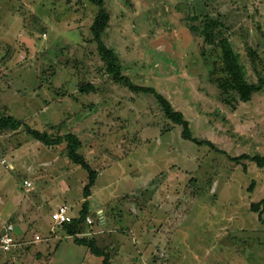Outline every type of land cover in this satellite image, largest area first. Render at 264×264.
Listing matches in <instances>:
<instances>
[{
    "label": "rangeland",
    "instance_id": "1",
    "mask_svg": "<svg viewBox=\"0 0 264 264\" xmlns=\"http://www.w3.org/2000/svg\"><path fill=\"white\" fill-rule=\"evenodd\" d=\"M104 1L110 20L101 40L117 53L122 73L162 93L189 121L193 135L215 147L182 138L181 126L164 116L152 93L131 91L111 79L91 40L96 5L0 0V112L49 133L74 132L91 166L98 173L107 169L97 177L90 198L84 197L86 172L63 158L64 143L47 147L21 128L0 133V157L13 162L12 169L0 163L5 173L1 190L10 194L15 187L22 192V186H36V196L48 199L51 207L66 203L73 217L85 199L90 210L116 195L123 209L135 208L136 202L143 218V225L133 226L136 234L124 226L101 231L100 213L89 211L92 222L85 217L81 235L97 240L101 232L133 238L139 233L142 240L133 245L145 246L147 260L165 251L164 259L152 260L155 264H264V221L249 207L264 199V167L230 159L264 154V89L249 87L256 78L246 57L248 47L255 49L264 74V0ZM197 13H211L222 23L247 64L249 86L234 87L223 75L210 81L220 64L218 50L201 35ZM88 84L94 89H79ZM51 161L58 171L42 166H52ZM33 163L43 167L38 175L28 173ZM12 207L0 198L4 215L17 210ZM42 212V202L29 205L28 233L42 237L32 250L47 252L51 214ZM152 234L156 244L149 251L143 237ZM108 242L116 253L127 248L113 238ZM69 246L80 253L86 249L63 237L48 264H102L94 255L82 261ZM22 255H17L20 264H40L33 253L27 261Z\"/></svg>",
    "mask_w": 264,
    "mask_h": 264
},
{
    "label": "trees",
    "instance_id": "2",
    "mask_svg": "<svg viewBox=\"0 0 264 264\" xmlns=\"http://www.w3.org/2000/svg\"><path fill=\"white\" fill-rule=\"evenodd\" d=\"M89 3L94 4L97 6V12L93 17L92 24H91V33L92 38L96 45H97V51L100 55L102 61L105 65V70L107 74L111 77V79L119 83L121 85L126 86L131 91H143V92H149L152 93L156 99V102L161 109L164 116L169 119L174 124H177L181 126V137L185 140H189L191 142H194L195 144H209L211 147H215L210 141L208 140H201L197 139L193 133L190 130L189 127V121L185 118V116L182 114L181 111L176 110L171 102L160 92L155 90L153 87L150 86H143L134 83L128 75H125L122 73V65L119 61V57L115 50L108 46L106 43H104L101 40L102 34L106 30L109 20H110V13L105 8V1L104 0H87ZM195 18H199L201 20V29L200 33L204 36L205 42L208 44L216 47L218 50V58H219V66L216 67V64L214 66V70L211 71L210 75V81L215 82L216 80L220 79L221 77H226L227 84H230L234 87L238 86H249V79H248V67L246 62L242 61L240 53L234 49V47L231 44V41L229 37L226 34V31L223 28L222 23L217 19V17H214L211 15V13H197L195 14ZM45 26H42L43 29H46ZM198 29V28H197ZM246 57L248 59L249 66L251 68L252 73L255 75V83L251 84L249 87L251 88H258L264 89V74L263 69L260 68V56L257 53L255 49L252 47H248L246 50ZM214 75H218L214 76ZM223 75V76H221ZM81 91H90L93 90L94 87L92 84L88 85H82L79 88ZM23 128V131L29 135L33 140L40 142L41 144L47 146V147H55L62 143H64V149H63V156H65L69 161L72 163L79 165L84 171L86 172V181L83 185V196L87 197L90 195L92 186L94 185L96 178L98 176V170L96 168H93L91 164L86 160L84 154L80 152V149L82 148L83 142L78 137L77 134H75L72 131H68L62 134H53L49 133L45 130H39L37 128H34L27 124L26 122H23V120L18 119L12 114H4L0 112V133H8V132H14L19 129ZM230 159L237 163H244L243 160H248L250 162H253L257 167L263 168L264 167V154L261 153H255V154H249V153H242L239 155L231 156ZM153 193V191H151ZM120 199H115L111 204H108L111 206L110 213L111 214V220L114 223L115 227L120 229L122 226H124L125 229H130V225H122L119 224L121 221V217L124 215V210L121 207ZM114 205V206H112ZM118 207V208H115ZM250 210L257 212L258 219L264 221V218L262 217V213L264 212V199H261L259 201L251 202L250 203ZM109 211V210H108ZM128 211V210H127ZM130 213V210L128 211ZM89 214L88 209V202L87 199L84 200L82 203L81 210L79 212V215L74 216L72 220L68 223L59 224L61 229L65 232L66 235L72 236L74 243L78 245L85 246L86 249L96 255L102 257V263L103 264H110V251H112V248L110 247H100L97 244V240L93 236H86L81 235L82 234V226L85 223V217ZM24 237V236H23ZM23 237L20 239L14 240V246L11 248L13 252H18L19 254L24 253L26 250H29L33 243H30V241L23 240ZM170 242V241H169ZM169 245V244H168ZM171 245V244H170ZM170 245L167 249L166 253H169L171 250ZM173 248V246H172ZM174 249V248H173ZM53 252L46 254L45 258L47 259L52 255ZM35 257H39L41 254L37 253L34 254ZM166 254L165 251L157 254V256H152L153 261H158L160 258H165ZM160 257V258H158ZM48 260V259H47ZM170 264V263H169Z\"/></svg>",
    "mask_w": 264,
    "mask_h": 264
},
{
    "label": "crops",
    "instance_id": "3",
    "mask_svg": "<svg viewBox=\"0 0 264 264\" xmlns=\"http://www.w3.org/2000/svg\"><path fill=\"white\" fill-rule=\"evenodd\" d=\"M38 147H40V146H38ZM38 147H36V148H38ZM28 153L30 154V152H28ZM28 157L29 156L27 154V158ZM63 158L67 159L66 157H63ZM33 161H34V158H33ZM51 164H52V166H48L47 164H44L42 166H44L46 168L47 167L48 168L52 167L54 169V171L55 170L58 171L57 165L54 162H52V161H51ZM12 167H13V162L12 163L10 162L8 169H12ZM42 169H43V167L38 169V166L36 164H34L33 165V169L30 170V172H28V173H29V175H31L34 172L33 174L38 175L39 171L42 170ZM19 170L21 171V170H23V168L20 167ZM106 170L107 169H105V167L103 169H101L100 172L98 173L97 177L99 178L100 176H102V174ZM4 174L5 173L0 172V181H3ZM25 176H27V175H25ZM98 178H96V180ZM95 184H96V181H95L94 185ZM93 186H92L91 190L94 191ZM24 187L26 189H24ZM35 188H36V186L34 188L30 187L29 185L22 186L23 191L21 192L20 191V187H18L17 190H16V187H15L13 189V192L10 193V194H6L0 188V198H1L2 202H4V203H8V202L12 203L13 204L12 209L14 207H15V209H17V210L9 209L7 211V213H6V215H4L2 213V211L0 210V236L3 233L4 227L6 226V224L11 223L13 225L12 236H13L14 240L20 239L21 237L24 236L23 240L30 241V243H33V246H34L35 243H38L42 239L41 235L39 233H37V232H34L32 235H29V233H28V229H29L28 225H31V222H29L30 220L29 219L27 220L29 205H33V204L36 205L37 202H42L43 203V212L41 213V215H45L46 211H47V215H50L51 214L50 212H52L58 205H56L55 207H51L50 204H49L48 199H45V198L41 197L40 195L36 196V194H37L36 191L38 189L35 191ZM25 191L28 192V195H24L22 197V194ZM93 191L91 192V195H92ZM151 191H154V188H152L150 190V192ZM127 194H129V193H127ZM130 194L133 195L132 193H130ZM90 196H89V198H90ZM116 196H113L109 200L107 199V200H104L103 202H100L99 205H97L95 207L96 209H94V210H90L89 199H87L88 209L91 212V214H93L94 212L100 213L99 215L101 217V219H100L101 231H110V232H112L113 228L115 227L114 223H111V222H113L111 220V218H112L111 214H113V212L110 213V209L109 208H111V206H109L108 204H111L113 202V200L117 199L118 197H116ZM16 198H18V200H19V206L17 204V201H15ZM29 198H30V200H29ZM151 198L152 197H150L148 200H150ZM21 200H24V202L21 201ZM82 201H83V199H82ZM157 201L158 200H156V203H157ZM132 204L135 206L136 209L135 208H133V209L130 208L131 209L130 210L128 207H126V209L124 210L123 217L120 218L121 221H119L120 222L119 224L127 225V226L130 225L131 230L128 229L129 232H133V234H134V231H135V234H136L137 231L134 230L133 226H138L139 224L143 225V223H141L143 218L141 216V207L139 205H137L136 202H133ZM21 205H22V209H20ZM1 208H3V206ZM127 210L128 211L130 210V213ZM156 219H157L156 223H159V220H158L159 218L157 217ZM20 226H22V227H20ZM46 232L48 234L47 237H46L47 240H48L47 252L33 251L32 250L33 246H32L29 250H26L23 253V255L21 256V257H24L22 259V261L24 259H25V261H27V257L31 253H33V254L40 253L41 255L39 257H36V258H38L40 260L39 263L40 264H48V262L50 261V257L54 253L57 252L60 244L62 243V238L63 237H65V238L69 237V239L71 241V244L74 247L82 246V245L79 246L78 244L74 243L73 237L69 236V235H66L65 232L61 229V227L59 225H57L55 222H53L51 220V218L48 221ZM99 235H101L102 237H100V238L98 237L97 238V241H96L97 244L98 243H106L108 247H111L109 245L108 241L112 242V238H113L115 243L118 242V244H120V246L123 245V244L127 245V248L125 249V252L122 251L121 254L118 251H117V253L114 252V250L110 251V255H109L110 264H153L154 263L152 261L153 260L152 256H155V255L157 256V253L154 252V254L152 256H150L151 258L149 257L150 259L147 260L149 252H146L147 249L145 248V246L142 249L141 246L138 247L136 245H133L134 243H137V241L142 240V235H140L139 233H138L139 236L138 235H134V238L131 237L130 234L128 236V235L119 234V233H117V234L111 233L110 237H106L105 233H103V232H101ZM36 236H38L37 239H36ZM143 238L145 239L146 242H149V244H148L149 245L148 246L149 249L148 250L150 251L151 244L152 245L156 244V242L154 240L155 236L152 234L151 237H143ZM98 245L101 247L100 244H98ZM12 247H10L9 250H5V251L0 249V264H20L21 260H19V258L17 256V255H19V253L15 252V251L13 252V250H12L13 248ZM69 248L76 250L77 254H78V252L80 253V250H78V248H72L70 246H69ZM51 252H53V253H52V255L50 257L47 258L48 259L47 260L45 258V256H46V254L51 253ZM129 253H130V256L126 260L124 258H121V257L126 256ZM86 255L88 256V255H94V254L90 253L87 249H85V251L82 250L81 253L79 254V256L82 257V261L83 260L84 261L87 260V259H84V257L86 258ZM94 256L95 257H100L101 261H102V257L101 256H96V255H94ZM119 256H120V260L118 261L117 259H118ZM131 256L133 257V260L131 259Z\"/></svg>",
    "mask_w": 264,
    "mask_h": 264
},
{
    "label": "built area",
    "instance_id": "4",
    "mask_svg": "<svg viewBox=\"0 0 264 264\" xmlns=\"http://www.w3.org/2000/svg\"><path fill=\"white\" fill-rule=\"evenodd\" d=\"M0 163L3 164L4 166L9 167V163L6 159V157L1 156L0 157ZM73 216L70 214V207L63 203L59 205L54 211L51 213V219L53 222L56 224H64L68 223L72 220ZM86 221L88 223H91L92 220L89 218V216L86 217ZM12 230H13V225L11 223L6 224L4 227V231L2 235L0 236V249L1 250H9L10 247L14 245V238L12 236ZM38 236H36V239Z\"/></svg>",
    "mask_w": 264,
    "mask_h": 264
}]
</instances>
